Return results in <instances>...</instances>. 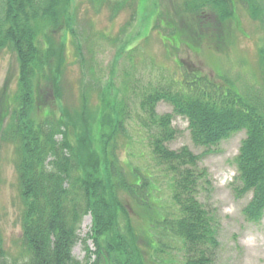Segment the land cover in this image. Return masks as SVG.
Masks as SVG:
<instances>
[{
	"label": "rangeland",
	"instance_id": "rangeland-1",
	"mask_svg": "<svg viewBox=\"0 0 264 264\" xmlns=\"http://www.w3.org/2000/svg\"><path fill=\"white\" fill-rule=\"evenodd\" d=\"M233 1L235 15L220 21V27L216 25L215 37V30L213 34L208 30L214 29L213 25L203 27L199 35L184 25L193 17L189 5L194 0H70L61 5L58 22L39 25L50 34L41 39L43 48L53 46L55 53V73L50 75L53 83L42 78L39 86V112L65 117L71 130L82 127L87 131L91 142L82 141L78 150L88 164L93 152L104 165L105 152L110 157L114 151L126 170L151 177L152 199L158 208H141L125 193L119 195L132 209L136 237L131 236V243L139 248L146 264H181L184 251L180 240L161 237V231L152 228L155 220L176 214L177 207L171 199V182L154 162L149 134L138 123L141 100L157 89H177L185 71L192 67L229 82L242 93L250 94L255 88L264 91V0ZM19 80L16 53L1 49L0 250L11 261H21L26 255L22 247L20 153L17 141L7 135L10 118L3 117L18 107ZM48 85L53 89L52 99H45ZM157 111L165 114L172 108L162 102ZM120 118L123 125L115 134L109 124L116 128ZM173 126L179 135L169 144L170 149L186 146L197 155L207 151L193 143L187 120L176 118ZM245 138V131L233 135L212 148L201 162L208 172V183H202L198 199L215 216L218 227L220 247L215 264H264V215L258 223L249 222L243 210L252 194H238L241 184L236 180L235 159ZM77 144L74 142L76 148ZM128 224L120 212L116 229L127 230ZM92 227L91 216H84L78 231L81 241L73 249V256L81 262L88 248L95 250L88 238ZM83 240H87L86 245Z\"/></svg>",
	"mask_w": 264,
	"mask_h": 264
},
{
	"label": "trees",
	"instance_id": "trees-1",
	"mask_svg": "<svg viewBox=\"0 0 264 264\" xmlns=\"http://www.w3.org/2000/svg\"><path fill=\"white\" fill-rule=\"evenodd\" d=\"M69 1L0 0V50L13 49L20 65L18 107L3 117L10 118L7 135L17 141L20 153L22 247L26 254L21 261H11L0 250V264H146L139 248L131 243V236L136 237L132 209L119 195L125 193L138 207L158 208L152 199L151 177L126 170L114 151L110 157L105 152L107 164L95 158V152L88 164L78 150L82 141L91 142L87 131L82 127L71 130L65 117L39 112L41 80L52 84L50 75L55 73L53 46H42L43 36L50 34L39 25L58 22L61 5ZM189 8L193 17L189 24L185 20L187 29L198 33L213 25L214 29L208 30L210 34L215 30L214 37L219 29L216 25L235 15L233 0H194ZM178 35L181 39L182 33ZM261 54L264 66V49ZM52 90L48 85L45 99L51 97ZM162 102L171 106L170 113H158ZM139 111L138 123L149 134L154 162L171 182V199L177 207L176 214L153 220L152 228L160 230L161 237L181 241V264H215L220 247L218 227L215 216L198 199L202 183H208L201 162L224 140L246 132L235 159L236 180L241 184L238 194H252L243 214L249 222H260L264 215V91L255 88L250 94L242 93L229 82L192 67L185 71L177 89L161 88L146 95ZM176 118L188 121L193 143L207 151L197 155L186 146L170 149L169 144L179 135L173 126ZM122 121L120 118L116 128L109 124L115 134ZM74 142H78L77 148ZM120 212L129 222L124 231L116 229ZM86 215L93 221L88 238L95 250L88 248L81 262L73 256V249L81 241L78 231ZM82 242L87 244V240Z\"/></svg>",
	"mask_w": 264,
	"mask_h": 264
}]
</instances>
